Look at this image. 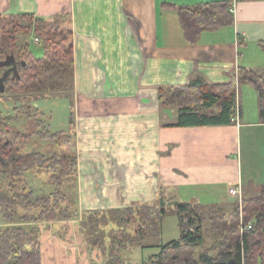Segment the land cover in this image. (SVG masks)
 <instances>
[{
	"label": "crops",
	"instance_id": "crops-1",
	"mask_svg": "<svg viewBox=\"0 0 264 264\" xmlns=\"http://www.w3.org/2000/svg\"><path fill=\"white\" fill-rule=\"evenodd\" d=\"M212 1L221 0H0L3 14L68 15L76 92L74 203L81 213L157 204L162 193L225 212L232 202L230 185H239L243 197L264 185L259 91L239 77L252 70L264 78V0H232V24L188 41L179 7ZM196 78L234 83L239 120L166 125L177 121L178 108L160 105L159 87ZM248 93L254 103L250 111ZM57 222L66 233L46 230L42 264H92L95 255L74 230L78 220ZM61 234L74 239V255L60 258L59 251H66Z\"/></svg>",
	"mask_w": 264,
	"mask_h": 264
},
{
	"label": "trees",
	"instance_id": "trees-1",
	"mask_svg": "<svg viewBox=\"0 0 264 264\" xmlns=\"http://www.w3.org/2000/svg\"><path fill=\"white\" fill-rule=\"evenodd\" d=\"M231 1L179 7L186 39L197 42L205 30L232 24ZM68 19L65 13L50 18L27 12L0 13V79L11 69L4 80L7 89L11 85L18 92H42L46 96L57 95V87L75 91L73 32L71 26L66 25ZM28 33L39 38L44 56L29 54ZM260 45L264 48V41ZM14 62L16 67L13 68ZM239 77L258 89L260 120L264 121V78L252 70H243ZM234 86L231 82L215 84L196 78L185 85L159 87L160 105L178 108L177 121L166 125H213L235 121L237 90ZM23 110L35 111L39 137L54 142L58 149H52L50 154L43 151L24 153L14 142L27 138L29 133L15 131L14 142L0 136V163H6L0 167V177L9 180L6 190L0 189V264H42L44 223L72 219L78 220V233L87 242V251L96 258L102 257L104 264H129L124 250L133 246L159 249L142 264H264V185L258 194L243 197L242 218L239 203L229 215L222 211L224 213L213 218L214 225H218L214 228L211 245L206 243L203 222L206 212L215 211V208L180 201L166 193H162L157 204L100 208L81 213L66 192L67 186L74 188L78 176L75 130L72 133L50 131L43 111L25 105ZM14 120L12 116L0 114L8 134L13 130ZM36 169L50 174L53 190L36 195L32 189L27 190L24 174ZM169 211L179 216L180 238L165 243H154L153 239L146 242L161 234L163 217ZM249 224L252 227L244 229Z\"/></svg>",
	"mask_w": 264,
	"mask_h": 264
},
{
	"label": "rangeland",
	"instance_id": "rangeland-1",
	"mask_svg": "<svg viewBox=\"0 0 264 264\" xmlns=\"http://www.w3.org/2000/svg\"><path fill=\"white\" fill-rule=\"evenodd\" d=\"M69 24V19L67 21V24ZM27 39V48L29 50V54L35 57H42L45 54L44 46L41 42H36V35L34 36L32 33L26 34ZM12 88H6L3 86V90L0 91V114L2 117L4 115L12 116L15 118L14 122H12V132H9V134L6 132L5 128L2 126V122L0 121V136L2 137H9L12 142H14V135L15 131L22 134L29 133L30 135L27 138H18L16 142H14L16 145L18 144V148L21 147V152L28 153L32 151H40L44 152L46 154H50L52 152V149L56 147L54 142L50 140H44L38 133L36 132L39 128L36 124L37 118L35 117V111L30 112L32 109H29L30 111L24 112L23 106L26 107H37L38 110L43 111L45 113L44 118L46 122V126L50 131L56 132L60 130H66L67 132L72 133L74 130V114H75V105L74 100L76 98V92L71 91L64 87H57L56 90L57 95L52 96H46L44 93H30V92H18L16 91L11 85ZM243 88V87H242ZM244 89V88H243ZM68 92L70 93V96L67 95ZM246 92V89L244 90V94ZM243 94V96H244ZM72 96V97H71ZM246 102H248L247 110L250 111L251 108L254 107V103L252 101L251 96H247ZM245 109V106H244ZM27 139V140H26ZM17 147V146H16ZM15 147V148H16ZM6 164L5 162H2V164ZM2 164L0 163V167H2ZM5 166V165H3ZM8 166V165H7ZM10 171L13 169V164L10 163L9 166ZM27 173L24 174V185L27 187V190L32 189L34 191V195L36 194H45L50 192V190L54 189V186L52 183H50V174L46 172V170H31L26 171ZM8 178L0 177V189L6 190L8 186ZM77 186L74 184V188H70L67 186L66 192L70 195L71 201L76 202L78 199L77 194ZM258 192V191H257ZM260 192V190H259ZM254 195L256 194L253 193ZM258 194V193H257ZM167 195H170L169 193ZM234 198V196H232ZM231 196H229V200L232 201L231 203L225 204V206L228 208L227 211H225L228 215L234 211L235 207L238 206V200L237 202L233 201ZM227 198V199H228ZM181 200H186L183 197H181ZM229 207H228V206ZM73 206H77L75 203H73ZM213 205H206L207 208H211ZM215 208V211H208L206 212V217L203 222V227L206 233V239H207V245H211L214 238L213 233L215 232L214 228H216L218 224H215V220L213 218H216L215 216L221 215L222 211L218 209V207L213 206ZM2 220V212L0 210V221ZM218 222V220H217ZM45 229L43 232H46V230H53L54 234L57 233H66V226L64 224H61L57 221H50L47 223H44ZM103 225V224H102ZM77 230V235L79 236L80 233H78L79 229L78 226H74ZM162 230L161 234L158 237L147 239L146 242L154 241L156 243H165L172 239H179L181 236V227L179 225V216L176 212L169 211L164 217H163V224H162ZM110 228V227H109ZM108 228V229H109ZM104 229L107 230L106 225H104ZM110 231H113L110 230ZM60 236V235H59ZM64 240V244L66 245V251L65 249L59 251L60 258L65 257V255L71 256L74 255V249L78 248L76 244H74V239L72 238H65L63 234L60 236ZM159 249L155 246H133L132 248H128L124 250V257L126 258L127 262L129 264H142L143 260L147 259L149 255H151L153 252L156 253ZM199 250V249H197ZM44 251V250H43ZM78 251V250H77ZM82 249L80 250V254L78 251V256L82 254ZM58 256V255H57ZM56 256V257H57ZM78 257V258H79ZM66 258V257H65ZM81 258V257H80ZM95 259L92 260V264H104L105 260L102 259V257H94Z\"/></svg>",
	"mask_w": 264,
	"mask_h": 264
},
{
	"label": "built area",
	"instance_id": "built-area-1",
	"mask_svg": "<svg viewBox=\"0 0 264 264\" xmlns=\"http://www.w3.org/2000/svg\"><path fill=\"white\" fill-rule=\"evenodd\" d=\"M236 0H234V4H235ZM230 9H233V8H230ZM38 37H36V41H38ZM239 117H240V106H239V103L236 102V114H235V117L234 119L236 121L239 120ZM229 192L231 195L233 196H236L238 197V201H239V204H240V208H241V218H242V205H243V194H242V188L239 186V185H230L229 187ZM252 225L249 224L248 226H245L244 229H247V228H251Z\"/></svg>",
	"mask_w": 264,
	"mask_h": 264
},
{
	"label": "water",
	"instance_id": "water-1",
	"mask_svg": "<svg viewBox=\"0 0 264 264\" xmlns=\"http://www.w3.org/2000/svg\"><path fill=\"white\" fill-rule=\"evenodd\" d=\"M16 67V62H14V66L13 68ZM11 69H9L5 75L0 79V87H1V90H3V86H4V80L5 78L8 76V74L10 73Z\"/></svg>",
	"mask_w": 264,
	"mask_h": 264
}]
</instances>
